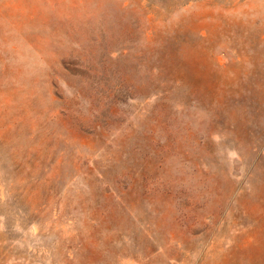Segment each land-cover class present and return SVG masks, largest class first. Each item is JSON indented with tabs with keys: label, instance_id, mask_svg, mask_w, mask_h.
Wrapping results in <instances>:
<instances>
[{
	"label": "rangeland",
	"instance_id": "1",
	"mask_svg": "<svg viewBox=\"0 0 264 264\" xmlns=\"http://www.w3.org/2000/svg\"><path fill=\"white\" fill-rule=\"evenodd\" d=\"M0 264H264V0H0Z\"/></svg>",
	"mask_w": 264,
	"mask_h": 264
}]
</instances>
